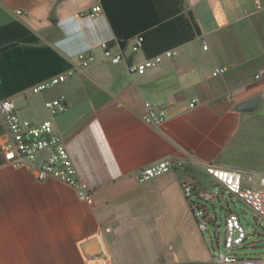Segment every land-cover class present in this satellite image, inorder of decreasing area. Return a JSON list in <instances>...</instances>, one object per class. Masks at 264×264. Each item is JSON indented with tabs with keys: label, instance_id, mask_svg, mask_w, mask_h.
Wrapping results in <instances>:
<instances>
[{
	"label": "crops",
	"instance_id": "crops-1",
	"mask_svg": "<svg viewBox=\"0 0 264 264\" xmlns=\"http://www.w3.org/2000/svg\"><path fill=\"white\" fill-rule=\"evenodd\" d=\"M259 1L260 8L255 0H179L181 13L199 32L173 47L176 57L132 74L124 62L103 57L101 43L117 37L104 10L92 12L100 0H0V26L20 21L36 35L34 45L50 47L70 65L80 53L96 58L41 92L26 88L8 95L18 114L35 122L49 117L48 100L65 95L67 108L54 117V127L78 179L91 187L92 202L57 179H38L25 166L6 164L0 149V264H99L80 247L92 237L109 264L208 260L210 248L182 184L210 198L202 178L222 187L205 164L238 169L245 177L261 172L264 78L254 77L264 70V0ZM157 2L160 10L166 7L167 0ZM138 33L123 46L133 62L147 57L143 48L131 51ZM218 66L227 70L212 76ZM255 96L257 110L236 109ZM158 100L170 116L156 127L142 115L146 101ZM4 132L0 114V141ZM167 157L183 164L136 180L138 169Z\"/></svg>",
	"mask_w": 264,
	"mask_h": 264
},
{
	"label": "built area",
	"instance_id": "built-area-1",
	"mask_svg": "<svg viewBox=\"0 0 264 264\" xmlns=\"http://www.w3.org/2000/svg\"><path fill=\"white\" fill-rule=\"evenodd\" d=\"M257 8L261 7L259 0H255ZM93 13H102L103 7L97 3L92 7ZM17 13H21L20 10ZM143 36L137 34L131 45V51L136 52L142 49ZM113 43V44H111ZM204 48L207 46L203 45ZM102 53L105 60L111 63L124 62L130 73L141 74L147 68L162 61L163 58H173L178 55L176 48H169L152 57H145L140 62L129 61L125 49L120 46L117 40H106L101 43ZM96 61L90 53H80L78 62L71 65L64 71L45 78L29 89L38 93L56 84L67 81L76 73L88 68ZM227 66H218L212 71V76L223 74ZM255 79L264 78V70H259ZM46 109L49 117L39 121H31L18 114L17 108L11 96L0 99V114L5 126L4 135L0 141L1 154L6 164L12 167L25 166L34 172L38 179L48 177L57 179L75 188L80 199L92 202L91 187L84 181L78 179L73 160L67 150L66 144L60 134L56 131L53 123L54 117L67 108L65 95H60L46 102ZM193 105V104H191ZM170 114L164 101H146L145 112L142 119L146 124L156 127L164 125ZM183 164L182 160L175 158H163L152 164L138 169L134 177L143 182L152 177L162 175L175 170ZM205 171L213 177L219 185L247 205L254 214L264 221V158L261 172L254 178L252 175L244 176L238 169L225 168L212 163L205 164ZM246 180L247 184H244ZM183 195L186 199L192 200V187L188 183L182 184ZM198 214V213H197ZM196 214V216H198ZM201 231L206 229L205 222H197ZM246 234L240 223L239 217L231 210L225 211V237L224 249L215 253L209 249V260L195 264H264L263 257H237L232 249L239 246ZM99 264H109L106 257L99 259Z\"/></svg>",
	"mask_w": 264,
	"mask_h": 264
},
{
	"label": "trees",
	"instance_id": "trees-1",
	"mask_svg": "<svg viewBox=\"0 0 264 264\" xmlns=\"http://www.w3.org/2000/svg\"><path fill=\"white\" fill-rule=\"evenodd\" d=\"M100 1L120 46H124L131 34L139 32L147 57L191 40L199 32L197 25L181 13L179 0H167L161 10L157 0ZM36 41V35L20 21L0 26V96L3 98L71 66L50 47L34 45ZM189 206L193 211L190 201Z\"/></svg>",
	"mask_w": 264,
	"mask_h": 264
},
{
	"label": "rangeland",
	"instance_id": "rangeland-1",
	"mask_svg": "<svg viewBox=\"0 0 264 264\" xmlns=\"http://www.w3.org/2000/svg\"><path fill=\"white\" fill-rule=\"evenodd\" d=\"M164 59L167 58H163L162 60ZM202 180L204 187L209 190L212 197L201 198L195 196L193 193L192 201L194 203V214L198 213L199 221L205 222L206 229L203 231V234L207 243L206 246L215 253L224 249L225 210L229 209L238 215L246 234L244 241L239 246L233 248L232 252L237 257H263L264 221L258 218L242 201L229 195L223 188H219L214 181L209 178H202ZM219 192H223L224 194L226 207L223 206L219 196H217ZM147 252L149 253V250Z\"/></svg>",
	"mask_w": 264,
	"mask_h": 264
},
{
	"label": "water",
	"instance_id": "water-1",
	"mask_svg": "<svg viewBox=\"0 0 264 264\" xmlns=\"http://www.w3.org/2000/svg\"><path fill=\"white\" fill-rule=\"evenodd\" d=\"M259 105H260V97L255 96V97H252L246 101L239 103L236 106V109L241 110V111L251 112V111L257 110ZM217 196H219V199L221 200V203H223V206L226 207V200L224 198L223 192H219L217 194ZM80 247L84 253L90 252V253L94 254L95 258H97V259L104 258V256H105L103 251H102L101 244L99 243V240L97 237H92L90 239H87L86 241H84L81 244Z\"/></svg>",
	"mask_w": 264,
	"mask_h": 264
}]
</instances>
